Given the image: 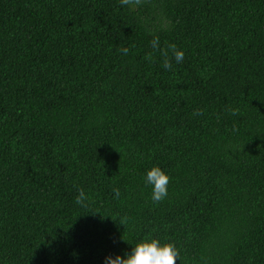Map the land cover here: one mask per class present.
I'll use <instances>...</instances> for the list:
<instances>
[{"label": "trees", "instance_id": "trees-1", "mask_svg": "<svg viewBox=\"0 0 264 264\" xmlns=\"http://www.w3.org/2000/svg\"><path fill=\"white\" fill-rule=\"evenodd\" d=\"M154 36L185 53L172 71L144 59ZM145 238L177 264H264V0H0V264Z\"/></svg>", "mask_w": 264, "mask_h": 264}, {"label": "clouds", "instance_id": "clouds-1", "mask_svg": "<svg viewBox=\"0 0 264 264\" xmlns=\"http://www.w3.org/2000/svg\"><path fill=\"white\" fill-rule=\"evenodd\" d=\"M122 7H129L135 9L142 6L145 0H119ZM151 52H148L144 59L150 63L156 62V53H159L161 58V66L166 71L173 70V60L175 63L180 64L185 58V53L180 50L175 44H167L161 47L159 36H154L150 41ZM120 52L123 55H128L130 49L127 47H121ZM232 115H238V109H231ZM193 115H202L200 110H197ZM146 185L152 187L151 200L154 204L163 202L168 196V185L170 183V177L160 167L156 166L151 168L145 178ZM114 197L118 200L120 198V189H113ZM89 200L88 194L85 193L83 188L78 189V194L75 198V202L83 207H87V201ZM113 219V218H112ZM118 220L119 223L125 226L127 217ZM127 258L123 256H108L105 258V264H177L180 258V252L174 243H165L161 245L159 239L145 238L142 242L133 247L130 254H126Z\"/></svg>", "mask_w": 264, "mask_h": 264}]
</instances>
